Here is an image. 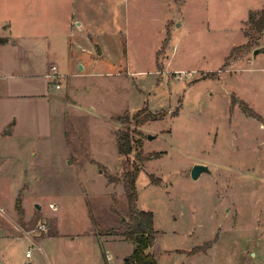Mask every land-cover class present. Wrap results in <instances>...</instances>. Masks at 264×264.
<instances>
[{
  "label": "rangeland",
  "instance_id": "374dc122",
  "mask_svg": "<svg viewBox=\"0 0 264 264\" xmlns=\"http://www.w3.org/2000/svg\"><path fill=\"white\" fill-rule=\"evenodd\" d=\"M263 3L76 2L85 68L56 55L63 97L48 136L0 142V264H24L23 230L44 222V235L52 221L70 236L41 241L53 264H104L106 251L123 264L135 169L157 264H264V31L248 21ZM194 163L209 171L193 179ZM34 264H47L42 252Z\"/></svg>",
  "mask_w": 264,
  "mask_h": 264
},
{
  "label": "crops",
  "instance_id": "0c3cea01",
  "mask_svg": "<svg viewBox=\"0 0 264 264\" xmlns=\"http://www.w3.org/2000/svg\"><path fill=\"white\" fill-rule=\"evenodd\" d=\"M76 2L84 4V0H0V142L11 139L37 141L48 136L54 105L59 104L63 97L53 93L60 85L54 87L57 80L52 79L64 74H58L60 63L56 55L62 54L67 64L64 69L67 70L75 60L82 61L75 54L82 51L83 46H90L88 43L82 45L70 35L71 20L79 13ZM63 22L66 27H63ZM92 50L90 48V52ZM75 63L82 66L77 71L85 68L83 61ZM52 66L56 77L48 75L53 73ZM35 154L32 150L31 156ZM50 230V233L37 236L35 241L22 234L27 242L24 264H34L41 252L47 264H53L41 241L45 243L52 236H70L57 230L54 221L50 223ZM90 233L96 239L108 241L94 231ZM6 238V234H0V240ZM30 247L32 251L26 257L25 252ZM34 250L39 254L35 258ZM102 257L106 264L105 252ZM110 261L113 264V259Z\"/></svg>",
  "mask_w": 264,
  "mask_h": 264
},
{
  "label": "trees",
  "instance_id": "16d2710c",
  "mask_svg": "<svg viewBox=\"0 0 264 264\" xmlns=\"http://www.w3.org/2000/svg\"><path fill=\"white\" fill-rule=\"evenodd\" d=\"M248 21L257 32L264 31V3L259 11L251 13ZM116 140L118 153L128 154L131 151V139L127 131L119 134ZM137 171L138 170L135 169L130 176L129 174L125 176L127 185L130 189V193L128 194V206L131 221L127 226V230L122 234L127 239L133 240L135 246L132 253L124 259L123 264H157L154 255L147 251L152 245L156 234L153 227L152 212L134 209V201L136 199L134 177Z\"/></svg>",
  "mask_w": 264,
  "mask_h": 264
},
{
  "label": "built area",
  "instance_id": "2783aa9c",
  "mask_svg": "<svg viewBox=\"0 0 264 264\" xmlns=\"http://www.w3.org/2000/svg\"><path fill=\"white\" fill-rule=\"evenodd\" d=\"M52 70H53V73H50L48 74L49 76H53V77H56L55 75V67L52 66L51 67ZM54 87H59V84L58 83H55L54 84ZM52 210H56L57 209V205L56 204H53V203H49L48 205ZM47 231V227H46V224L44 222H39L36 224V226L32 229H27V230H23L24 234L26 236H28L32 241H35L36 237L37 236H40L42 232H46ZM31 249L32 247L28 248L25 252V256L26 257H29L30 256V253H31ZM106 258H107V261H108V264H112V262L110 261V256L108 254H106Z\"/></svg>",
  "mask_w": 264,
  "mask_h": 264
},
{
  "label": "water",
  "instance_id": "95a60500",
  "mask_svg": "<svg viewBox=\"0 0 264 264\" xmlns=\"http://www.w3.org/2000/svg\"><path fill=\"white\" fill-rule=\"evenodd\" d=\"M81 64L79 65V68H81ZM152 136L148 135V138L150 139ZM209 168L207 165L202 163H194L190 170V175L193 179H196L202 172H208ZM36 208H39V204H35Z\"/></svg>",
  "mask_w": 264,
  "mask_h": 264
}]
</instances>
